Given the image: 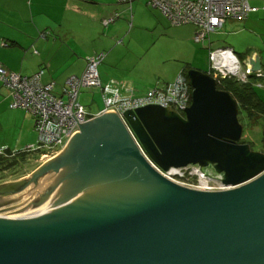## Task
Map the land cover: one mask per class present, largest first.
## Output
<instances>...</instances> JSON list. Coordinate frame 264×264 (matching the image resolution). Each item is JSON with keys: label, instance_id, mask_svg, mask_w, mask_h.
Masks as SVG:
<instances>
[{"label": "water", "instance_id": "obj_1", "mask_svg": "<svg viewBox=\"0 0 264 264\" xmlns=\"http://www.w3.org/2000/svg\"><path fill=\"white\" fill-rule=\"evenodd\" d=\"M244 65L263 72L257 54ZM188 77L184 115L99 116L21 190L1 193L0 264H264V153L242 143L235 97L209 73ZM189 166L231 189H189L156 170Z\"/></svg>", "mask_w": 264, "mask_h": 264}, {"label": "crops", "instance_id": "obj_2", "mask_svg": "<svg viewBox=\"0 0 264 264\" xmlns=\"http://www.w3.org/2000/svg\"><path fill=\"white\" fill-rule=\"evenodd\" d=\"M254 7L260 9L259 13L263 10ZM117 13L119 20L106 27L104 21ZM259 13L248 22L228 20L202 46L196 43L194 26H173L146 0L137 1L132 7L117 0H0V64L23 77L44 71L43 84L55 85L54 95L62 98L67 81L84 75L87 59L104 53L102 83L120 86L122 91L134 90L136 96V89L142 86L174 83L179 72L186 69L179 65L169 73L157 67L162 63L198 65L212 50L225 48L233 49L243 63L258 55L256 45H240L233 39L246 29L252 30L250 27L258 30L257 24L262 23ZM260 82L263 80L257 83ZM84 92L91 97V106L104 96L99 90ZM102 101L104 108L95 114L94 109L86 107L92 121L103 116L104 97ZM11 104V93L0 82V148L9 149L11 157H15L35 145L38 134L31 113L11 109Z\"/></svg>", "mask_w": 264, "mask_h": 264}, {"label": "built area", "instance_id": "obj_3", "mask_svg": "<svg viewBox=\"0 0 264 264\" xmlns=\"http://www.w3.org/2000/svg\"><path fill=\"white\" fill-rule=\"evenodd\" d=\"M118 3L132 7L140 0H117ZM253 1L264 0H146L147 4L160 11L173 26L193 25L196 28V43L206 46L210 36L221 30L228 20L247 21L260 9ZM120 14L104 21L109 27L115 24ZM5 46V45H4ZM106 54L87 59V67L82 77H71L61 98L54 95L55 85H44L45 75L41 71L33 77H23L13 73L0 64V82L10 91L11 109H22L31 113L35 121L38 141L26 149L27 153H39L42 159L57 156L63 151L75 131L81 133L83 124L92 121L86 107L80 102L82 92L99 90L104 95L106 110L104 114L114 113L120 117L128 111H136L148 106L172 109L184 115L192 105L193 89L182 73L173 84H160L143 97H136L134 90L124 96L120 86L104 85L100 77V67ZM209 74L218 84L224 80H236L242 85L263 80L264 73L250 74L243 61L231 48L212 50L209 55ZM255 79V80H254ZM256 86L263 88V84ZM0 148V156L7 152ZM156 168V167H155ZM156 170L170 181L184 187L204 192L228 191L223 178L213 170L204 171L198 166L171 169L169 172Z\"/></svg>", "mask_w": 264, "mask_h": 264}, {"label": "rangeland", "instance_id": "obj_4", "mask_svg": "<svg viewBox=\"0 0 264 264\" xmlns=\"http://www.w3.org/2000/svg\"><path fill=\"white\" fill-rule=\"evenodd\" d=\"M252 5L254 6L256 5L260 8H263V10H261V12L259 13L260 15H258V17H260L259 21L262 22L261 24H257L260 28L256 30L255 27H250L253 31L246 29V31L240 37L235 38L233 40L236 41V43H239L240 45H245V44L256 45L259 48L258 55L263 60L262 65H263V71H264V2L253 1ZM253 16L255 15H252L250 17V20L253 19L252 18ZM248 21H244V22H248ZM207 43H209V41ZM237 53L244 54L240 50H237ZM208 58L203 56L201 58L200 64L198 65L195 64L191 66L192 69H197L202 72L209 73L210 64H209ZM182 62H185V61H182ZM184 64L185 63H180L178 61H169V63H166V64L162 63L158 65L157 67L160 68V70L165 69L169 71L170 73L175 67L179 65H182L183 67L188 68V66ZM153 70L155 71L156 69L154 68ZM181 71L179 72V74L181 73ZM260 83L263 84V88H260L258 86L257 92L259 96H261V98L264 99V79H263V82H260ZM160 84H163V83H160ZM156 86L157 85H153L152 87L142 86L140 88H137L136 91L138 93L136 97L145 96L147 92H149L150 90H154ZM128 90L124 89L123 90L124 92L122 91L124 93V96L127 95ZM102 100H103V97L100 96V99L99 100L96 99L93 102L94 103L93 106H91L92 105L91 97L89 95H85V92H82L79 98V102L84 107H88L90 110L91 108L94 109L92 110L94 114L100 107L104 108V102ZM97 117H99V115ZM241 124L244 126V138H243L242 143L246 145H250L254 152L264 153V117L257 116V117H254L252 120L250 118L245 119L244 122H241ZM54 157L56 156H50L49 158L42 159L39 153H28L27 158L25 157L21 161L18 160L19 162L17 163H14L15 161L13 162L14 164H10L8 161L1 162L0 164V194L6 193V192L14 193V192H18L19 190H21L24 186H26L29 183L28 178L33 176L38 170H40L43 166H45ZM186 188H189V187H186ZM189 189H192V188H189Z\"/></svg>", "mask_w": 264, "mask_h": 264}, {"label": "trees", "instance_id": "obj_5", "mask_svg": "<svg viewBox=\"0 0 264 264\" xmlns=\"http://www.w3.org/2000/svg\"><path fill=\"white\" fill-rule=\"evenodd\" d=\"M191 69L192 67L188 66V68H186L183 71V74L186 76L188 80H189L188 72ZM218 87L220 90L232 94L235 97V99L238 101L241 122H244L245 119H249V118L252 120L254 117L257 116L264 117V99H262L261 96H259L255 81L248 85H242L238 83L236 80H224L220 84H218ZM26 152L19 153L15 155V157H11L12 155L8 149L4 155L0 156V164L1 162H6V161H8L10 164L17 163L22 159H24L25 157L27 158L28 153Z\"/></svg>", "mask_w": 264, "mask_h": 264}]
</instances>
